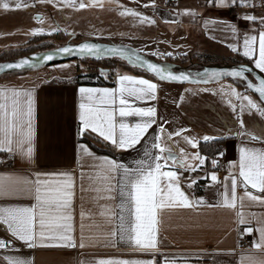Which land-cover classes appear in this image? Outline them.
<instances>
[{"label":"crops","instance_id":"0c3cea01","mask_svg":"<svg viewBox=\"0 0 264 264\" xmlns=\"http://www.w3.org/2000/svg\"><path fill=\"white\" fill-rule=\"evenodd\" d=\"M96 2L93 5L115 11L129 5L139 9L148 18L147 35L131 37L142 44L141 52H152L150 50L156 46L169 44L173 53L187 52L193 42L198 40L229 55H237L254 67L255 60L259 58V34L264 32V10L250 8L253 0H248L247 3L242 0H224L223 4L215 0H173L169 8L162 6L161 0ZM246 16H253L255 19H246ZM246 36L257 38L252 43L249 56L243 54ZM143 39L148 42L145 44ZM143 46H148L149 49ZM72 75H54L49 78L34 75L21 79L1 77L0 89H17L31 94L33 153L29 159L18 153L0 151V161L4 154L13 155L12 160L0 167V184L4 188L3 193H0V208H38L35 191L38 178L55 184L60 174H69L73 193L70 235L76 250L69 246H43L62 245L64 241L61 240L37 239L31 249L0 250V264H9L6 257L23 259L30 264H98L100 260L135 261L142 264H264V245H260L262 237L258 230L264 226V204L251 201L245 196L247 191L264 199V192L253 189L250 184L243 186L242 178L239 177L241 148L264 152V136L255 133L245 135L234 129L222 136L226 139L222 152L216 156L224 159L225 173L219 185L214 183L213 175L209 173L213 161L200 154L198 149L199 159L196 156L192 161L182 160L180 165L166 159L159 160L162 165L160 171L177 172L179 186L188 201L203 203H194L192 207L173 203L157 208V222L152 225L156 247L146 250L137 246L134 239L129 240L130 235L135 237L133 228L138 222L135 219L134 205L127 194L128 181L124 169L134 170L141 162L145 166H154V158L161 155L160 148L164 147L159 138L162 126L157 90L159 84L165 82L140 74L122 73L115 77L113 85H75L71 82ZM121 76L147 79L157 85L154 98L151 99L127 97L125 93L132 108H153L154 122L134 147H120L106 140L114 146V154L109 156L96 153L78 139L83 132L81 104L100 109L101 113L104 110L111 113L117 138L120 123L132 127L143 124L147 119L140 116H119V89L125 86L140 87L127 81L121 83ZM81 88L108 89L115 95H110L104 101L101 93H93L89 100L87 94H81ZM165 95L166 93L163 96ZM23 101L24 110L27 111V97H23ZM163 113L166 114L165 109ZM84 131L105 140L90 129ZM105 160L124 165V169L109 173L105 170ZM232 176L239 181L237 200L235 207H225V186L228 187L230 200ZM197 182L199 183L196 184ZM195 186L197 191L194 190ZM52 222L55 223L54 220ZM248 228L252 231L248 232ZM139 231L142 233L140 238L146 239L147 220ZM239 235L250 241L251 249L236 248Z\"/></svg>","mask_w":264,"mask_h":264},{"label":"snow or ice","instance_id":"6c2138e0","mask_svg":"<svg viewBox=\"0 0 264 264\" xmlns=\"http://www.w3.org/2000/svg\"><path fill=\"white\" fill-rule=\"evenodd\" d=\"M15 7L21 8L23 0H14ZM67 3H73V0H66ZM217 3H224V0H215ZM247 3L248 0H242ZM27 6V5H25ZM83 3L80 7H84ZM0 7L4 9L9 8L8 0H0ZM133 15H137L134 10L129 9ZM123 14V13H122ZM188 14V13H185ZM246 19L254 20L253 16H246ZM147 20L148 18H143ZM149 22H152L149 20ZM233 30L234 27H233ZM40 30H33V34H36ZM257 38L255 36L245 37L244 41V55L249 56V51L252 47V43ZM81 52H87L89 54H98L100 50L95 45L83 44L79 49ZM59 53L71 54L73 53L72 48L64 47L57 50ZM115 51V50H110ZM42 60H52L53 55H45L41 57ZM25 66L32 67L27 60H21L16 63H7L0 65V70L4 69H19ZM255 67L261 72H264V32L259 34V58L255 60ZM147 68L149 71L155 73L160 79L170 80H181L187 79L186 75H174L168 72L165 75V69L160 68L155 64L148 63ZM234 77H243V67L240 71H232L228 73ZM121 83L127 81L131 82L132 85H139L137 88L133 87H121L119 89V116L130 117L140 116L147 118L143 124H136L132 127L120 123L119 125V136L117 138L116 125L113 122V115L107 110L101 113L100 109H93L86 107L81 104L82 109L80 119L83 123L82 131L90 129L92 132H96L99 136L105 140L111 141L120 147H134L140 138L145 134L154 122L152 120L154 116L153 108H132L129 105L128 99L125 97H134L136 99H151L154 98V92L157 85L150 82L147 79H136L130 76H121ZM252 87L251 84L247 85ZM262 99H264V80L261 81L260 85L255 88ZM80 92L82 95L87 94L88 99H92L93 93H101V99L106 101V98L111 93L108 89H91L81 88ZM239 95V94H237ZM23 97H27V111L24 110ZM248 101L249 108H257L261 114H264V109H260L259 106L248 97H243ZM32 100L30 92L17 90V89H0V151H8L11 153H18L26 158H31L33 148L31 146L32 141ZM244 106H241L243 110ZM255 139V137H253ZM205 139H209L205 137ZM191 142V141H189ZM25 145L27 147L25 148ZM159 147V144L155 145ZM86 152L87 149H84ZM161 155L156 156L154 166L153 164L144 165L143 162L134 170L129 171L124 169V165H118L114 161L105 160L104 163L107 165L105 169L107 172L117 171L124 169L125 176L127 178L128 196L135 209V219L138 222L133 231L136 233L135 237L129 236V240L134 239L135 244L144 249H154L156 247V239L153 236L152 225L157 221L155 219V213L157 208L164 205H171L173 203L192 207L194 203H203V201L190 202L185 196L184 192L181 191L179 186L178 174L175 171H160L162 165L158 162L161 159H165L164 154H167L166 159L175 161V157L172 155L170 148H160ZM199 159V157L197 156ZM201 163L203 160L201 159ZM215 164V162H213ZM183 166V165H181ZM194 170V169H192ZM239 177L242 178L243 186L251 185L253 189H257L260 192H264V152H256L252 149L241 148V155L239 160ZM2 179V178H0ZM212 179L215 180V174ZM231 179V199L229 200L228 187L225 186V207H235L237 200V186L238 179L235 176L230 177ZM37 187L36 200L37 205L34 207H17V208H0V221L7 226V230L16 239L27 244L28 247L35 246L37 239L40 240H61L64 241L62 245H43V246H75L71 232V224L69 223L72 219L70 214L71 202H72V179L69 174H60L57 177L55 184L50 183L48 180L36 181ZM43 186V191H42ZM3 185L0 184V193H3ZM251 201H256L264 204V199L259 196L252 195L251 193L245 192ZM241 200L243 197L240 198ZM54 214V215H53ZM55 221L53 223L52 221ZM123 220V218H121ZM145 220L148 221V231L146 233V239H141L142 233L139 229L144 227ZM244 222L243 219L241 221ZM123 227V225L121 226ZM261 232L260 245H264V226L258 229ZM248 232L252 229L248 228ZM59 233V234H57ZM123 232L121 233V239H123ZM257 245V246H260ZM6 243L0 239V249L5 248ZM83 246V244H81ZM9 260V264H30L29 261L23 259H12L6 257ZM98 264H142V262H129V261H113V260H100Z\"/></svg>","mask_w":264,"mask_h":264},{"label":"rangeland","instance_id":"374dc122","mask_svg":"<svg viewBox=\"0 0 264 264\" xmlns=\"http://www.w3.org/2000/svg\"><path fill=\"white\" fill-rule=\"evenodd\" d=\"M96 1L73 0V3L69 4L66 0H23L21 8L17 9L14 0H8V9L0 7V51L18 49L25 45L26 50L41 48L50 43L52 46H59L88 39L123 43L140 51L142 44H138V41L131 37L147 35L148 22L143 19L146 16L142 15L139 9L129 5L117 11L106 10L93 5ZM81 3L85 6L80 7ZM129 9L134 10L137 15L128 12ZM34 29L40 31L33 34ZM58 31L64 34L51 36L53 32ZM32 36L37 38L27 42ZM143 42L146 44L148 41L143 39ZM145 49H149L148 46ZM189 49L187 52L178 53L179 60H183L186 65L205 64L209 61L217 63L225 61L229 56L227 52L219 51L211 44L198 40H195ZM150 51L152 52L146 54L159 60H162L165 53H177L171 52L173 50L170 44L156 46ZM9 55L7 53V56ZM76 66L82 72L106 67L116 74L115 77L122 73L132 74L134 70L115 59L92 60L81 57L1 77L13 76V79H21L34 75L40 78L71 75ZM157 91L159 117L162 120L160 143L164 148H170L180 161H192L198 154V142L203 141L205 137L225 136L232 129L245 135L255 133L264 136V114L257 108H249L248 101L243 97L250 98L260 109H264V105L253 93L244 91L231 80L223 79L209 84L165 82L159 84ZM165 93L166 98L163 96ZM164 109L166 114L163 113ZM217 156H211L210 160L213 161Z\"/></svg>","mask_w":264,"mask_h":264},{"label":"water","instance_id":"95a60500","mask_svg":"<svg viewBox=\"0 0 264 264\" xmlns=\"http://www.w3.org/2000/svg\"><path fill=\"white\" fill-rule=\"evenodd\" d=\"M83 44L95 45L100 50L98 54H89L87 52H81L80 46ZM68 47L72 48L74 51L71 54L59 53L57 50ZM115 50V51H110ZM53 55L52 60H42L41 57L45 55ZM115 56L117 58L122 59L129 65L137 66L141 69L146 70L150 74H152L156 79L165 81V82H174V83H191V84H209L213 82H217L223 79H240L243 81L245 87L253 94H255L258 99L264 103V99L261 98L260 94L255 91V88L258 87L262 80H264V74L259 69L255 68L253 65L244 62L237 63H223V64H207L202 65L200 69H191L187 66H181L179 64L167 61V60H159L152 58L150 55L138 51L132 46L123 44V43H113V42H103L97 39H88L82 40L76 43H66L60 46H56L50 49L45 50H37L32 51L21 56L0 60V65L7 63H16L21 60H27L32 67L25 66L19 69H4L0 70V75L4 74H12L21 71H33L37 70L45 65L60 62L68 59H75L81 57H92V58H100V57H112ZM155 64L162 69H165V75L168 72H171L174 75H186L187 79L181 80H170V79H160L155 73L151 72L147 68V64ZM243 67L244 76L243 77H234L232 75H228V73L232 71H240ZM252 77V79L249 77ZM251 84L252 87H248L247 85ZM172 155L176 158L175 161L171 159H166L167 154L165 153V159L169 162H173L175 164L180 165L181 161L177 158L175 153Z\"/></svg>","mask_w":264,"mask_h":264},{"label":"trees","instance_id":"16d2710c","mask_svg":"<svg viewBox=\"0 0 264 264\" xmlns=\"http://www.w3.org/2000/svg\"><path fill=\"white\" fill-rule=\"evenodd\" d=\"M63 34L64 33H62L61 31H58V32H53V34H51V36H60ZM35 38H37V37L32 36L28 39L27 42L34 40ZM25 47H27V46L25 45ZM25 47H20L18 49H11V50H6V51H0V60L21 56L23 54H26V53H29L32 51L50 49V48H53L56 46H52L50 43V45L43 46L41 48H36V49L34 48V49L26 50ZM7 53L10 55L7 56ZM151 57L155 58L153 56H151ZM179 57H180V55L178 53L164 54L162 60H167V61L179 64L181 66H187L191 69H197V70L200 69L202 65H206V64H218V63L223 64V63H237V62L249 63L247 60H245V59H243L237 55H229L227 58H225V61H218L217 63H212L209 61V62H206L205 64L186 65V63L183 60H181V59L179 60ZM82 58H88V59H92V60H102V59L103 60H107V59L112 60V59H115V60H118V61L124 63L129 68H133L134 70L132 71V73L142 74V75H144L150 79H153L156 81H161V80L156 79L152 74H150L146 70L141 69V68L136 67V66L129 65L126 62H124L122 59L117 58L115 56L100 57V58H92V57H82ZM21 72H23V71H21ZM16 73H20V72H16ZM12 74H14V73H12ZM6 75H10V74L0 75V77L6 76ZM115 75L116 74L112 70H110L109 68H106V67L105 68L97 67V69H94V68L93 69H87L84 72H82L80 70V68L78 66H76L75 71H74L73 75L71 76V82L75 85H90V86L113 85ZM249 77L252 79V77L250 75H249ZM228 80L235 82L237 84V86H239L240 88L242 87L244 91H249L245 87L242 80H240V79H228ZM163 82H165V81H163ZM262 104L264 105V103H262ZM78 139L80 141L84 142L91 150H93L96 153L106 154L109 156H112L114 154V146L111 143L95 136L91 132L83 131L80 134V136L78 137ZM225 139H226L225 137L221 136V137H214V138H211V139L205 140V141H199L198 145H197L198 152L202 155L207 156V157H211V156H214L216 154H219L222 152L223 143H224ZM198 183L199 182H197L196 184H198ZM194 190L197 191V186L194 187Z\"/></svg>","mask_w":264,"mask_h":264},{"label":"built area","instance_id":"2783aa9c","mask_svg":"<svg viewBox=\"0 0 264 264\" xmlns=\"http://www.w3.org/2000/svg\"><path fill=\"white\" fill-rule=\"evenodd\" d=\"M172 2L173 0H161V5L164 6L165 8H169L171 7ZM250 8L257 9V10H264V0H253L252 4L250 5ZM12 158H13L12 154L10 153L4 154L0 161V167L5 166L6 165L5 162L12 160ZM213 162H215V164L212 163L209 173L212 175L215 174L216 179L214 180V183L219 185L221 182V178L223 174L225 173V161L221 156L218 155L213 160ZM0 239L4 240L6 245H8L3 249L14 248V249L21 250V249H31L32 248V247H28L26 243L13 237L10 234V232L7 230L6 225H4L2 221H0ZM69 248L76 250V246H72ZM236 248L238 250H248V249H251V243L249 240L239 235L237 238ZM3 249H0V250H3Z\"/></svg>","mask_w":264,"mask_h":264}]
</instances>
